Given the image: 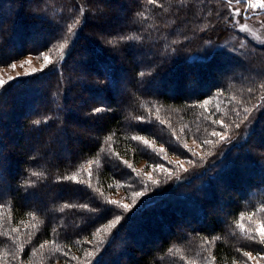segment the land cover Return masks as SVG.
<instances>
[{
	"label": "trees",
	"instance_id": "1",
	"mask_svg": "<svg viewBox=\"0 0 264 264\" xmlns=\"http://www.w3.org/2000/svg\"><path fill=\"white\" fill-rule=\"evenodd\" d=\"M105 1L112 3L0 0V66L65 43L38 75L0 88V189H8L0 195V254L5 253L7 264H32L33 251L49 244L44 257L60 261L69 252L80 254L105 223L116 219L87 264H122L123 257L128 264H200L208 250L214 264H234L246 251L264 254L257 238L237 227L241 216H264V45L245 36L247 48L222 43L235 31L226 0H120L129 8L120 17L112 14L119 0ZM42 28L48 32L43 43L17 39L20 30L28 39ZM81 46L89 48L82 64L96 68L92 65L98 62L99 70L91 72L96 78L78 84L71 67ZM136 54L147 55L144 65L132 61ZM63 69L67 75L61 76ZM120 80L126 88L116 103L112 86ZM83 91L91 100H83L82 108L98 123L93 142L72 136L70 109ZM96 107L106 111L94 114ZM256 111L246 137L244 128ZM173 127L191 139L227 137L189 175L174 176L164 189L149 183L143 188L141 176L126 165L144 159V145L133 137L153 140L183 157L189 150ZM30 133L38 139H27ZM255 140L260 144L254 146ZM148 161L168 164L156 149ZM240 171L247 190L236 189L223 216L208 217L207 208ZM97 187L135 195L134 207L110 203ZM178 214H191L194 222L201 214L203 227L171 230L166 224ZM159 225L170 231L162 234ZM123 235L142 239L143 246L126 244L119 257H109ZM155 239L152 247H144ZM208 241L213 243L206 247Z\"/></svg>",
	"mask_w": 264,
	"mask_h": 264
},
{
	"label": "rangeland",
	"instance_id": "2",
	"mask_svg": "<svg viewBox=\"0 0 264 264\" xmlns=\"http://www.w3.org/2000/svg\"><path fill=\"white\" fill-rule=\"evenodd\" d=\"M105 0H99V4H107L108 2H104ZM122 1H118L114 3L116 5V9L114 13L117 17L126 15L128 6L127 5H122ZM112 2H109L111 4ZM107 4V5H109ZM228 12L234 16V25H235V31L232 32L230 35H228L224 40L223 44L224 45H229L230 47H235V48H247V44L245 41H243L244 36L258 44L259 46L264 45V7H261L260 4L257 3V0H240V3H236V0H232V3H228L227 6ZM111 12V10L109 11ZM105 14V13H104ZM107 15V14H105ZM44 28V27H43ZM38 30L37 32H34L32 30L31 35L27 38L25 36H22L23 31H19L18 33V40H24L27 43H32L33 45H38L40 43L44 42V39L47 38L48 32L47 29L43 30ZM31 32V31H30ZM100 33V32H99ZM241 34V35H240ZM30 39V40H29ZM63 47L65 45L62 44ZM14 46V45H12ZM80 47V45H79ZM78 47V48H79ZM14 48V47H13ZM61 46L57 45L56 47H50L45 49L43 52L39 53H27L26 55H20V58L15 59L14 61H11L7 64H3L0 66V80L4 81L3 85H0L1 87H4L5 85L11 84L18 82L19 80L26 79L30 76H35L38 75L42 70L47 68L51 63L54 62L55 56L57 53L61 50ZM87 49L89 48H84V46H81L79 56H75L74 58L76 59L75 62H72V67L71 70H76L77 75L80 77L75 82L78 84L84 83L85 81L88 80V78H93L97 75H93L91 72L94 70L98 71L99 68V63H95L90 67L89 65H83L82 63L85 62L86 56H87ZM12 53V52H11ZM18 55L21 54L22 52L19 51L17 52ZM47 57V59H46ZM147 55H141V54H136L134 59L132 60L136 64H141L144 65L146 61ZM77 60H80L78 63ZM126 63V61H122ZM12 65H15L13 67ZM93 68V69H92ZM68 69V68H67ZM69 70V71H71ZM61 76L67 75V71L65 69L62 70ZM94 78V79H95ZM47 82V81H46ZM45 82V83H46ZM148 87L154 89L153 85H148ZM126 88V82L120 80L118 84L116 83V86H112V91L115 93L116 97V103H121V92ZM144 87L142 86L141 89ZM102 93V92H101ZM100 93V94H101ZM97 95V94H96ZM82 98L78 100H73L72 102V107L70 109V114L72 113L73 115V122L72 126L73 128V133L72 136L78 137L79 139L85 138L86 136L89 137L90 142H93L95 139L96 130H97V121L91 119V117H88L85 113V111L82 108L83 100L90 101L91 99L88 100V92L83 91V94H81ZM102 97V96H101ZM51 104H54V107H57V101L55 100V97L52 96ZM92 103V102H91ZM16 105H18L16 103ZM4 109L7 107H3ZM68 113V112H67ZM259 114V111L255 112V117L252 119V121H248L245 128L243 135L246 137L251 133L250 131L253 130V127L256 123V115ZM75 122V123H74ZM174 129V127H173ZM176 132V129H174ZM177 134L180 135L184 147L187 148L186 155L183 157H179L176 155H173L167 151V148L165 146H160L153 140L149 139H139L143 143V147L140 150L142 152V156H144L143 161L140 162V164L135 165L132 164L131 162H127L126 165L134 168L136 172L141 176L142 181H141V186L143 188L148 189V183L154 185L157 189L159 188H165L167 185V181H170L171 178L177 175H183L187 176L190 174V172L194 171L195 168H198L200 165V162L203 161V159H207L209 156L208 154L212 151L213 146L219 141H223V138L227 137V134H224L222 136H210L207 139L200 140V139H191V138H186L182 136L178 131L176 132ZM61 135V134H60ZM64 137V135H63ZM212 137V138H211ZM244 138V137H241ZM27 139H38L37 133H30L27 136ZM110 139L108 140V142ZM147 142V143H145ZM254 146H257L259 143V140H255L253 142ZM144 148V149H143ZM155 149L165 157V160L168 162L166 165H153L152 161H148L150 158H153V154L155 153ZM248 153V152H247ZM147 158V159H145ZM125 163V162H124ZM99 167V165H98ZM253 165H251V168ZM131 168V169H132ZM89 172V170L87 169ZM239 174H236L238 178L236 177L234 180L231 181V185L228 188H222L224 190L220 191L218 193L219 200L213 202L212 206L207 208L208 212V217H220L223 216L227 211L230 210L229 204H227L226 200L228 198H234L237 197V191L236 189L246 191L247 188L243 183L244 174L238 172ZM89 174V173H88ZM89 177L91 181L94 179L92 175L89 174ZM95 181V180H93ZM96 182V181H95ZM91 184L95 183L91 182ZM97 193L100 195H103L104 198L112 203L113 201L115 204L121 206L125 210H131L134 207L133 199L136 197L135 195H127V193H124L121 190H113L111 187L108 188L107 191H102L100 188H96ZM8 189L1 188L0 189V195H3L7 193ZM164 191V190H163ZM141 195V194H137ZM201 195H204L202 192ZM217 196V197H218ZM30 197V201H32V197ZM78 198L77 193H73V198ZM113 204V203H112ZM175 215V217L167 215L168 217H173L174 223L166 224L170 227V229L175 230V232L179 231L182 228H189V225H197L198 227H203V218L200 215H197V218H199L201 221V225L199 224V221L194 222L191 214H187L184 218L181 216ZM119 219L116 220H110L109 222L105 223L102 228L100 229V234L97 235L96 239L93 240L92 243H87L86 246L82 247V251L80 254H72L68 253L65 257V259H61L60 261H47V259L44 257L45 252L47 251L48 245L40 246L39 248H36L33 253L34 257L32 264H87L91 258L92 249L98 251L101 248L102 242H104V238L108 237L109 234L112 232V229L114 226L117 224ZM239 225L237 227L241 228L242 231L249 233V235L254 236L257 238V241L264 247V242H261L262 239H264V216H261L260 214H249L247 217H242L240 218ZM165 225H159V231L163 234L165 232L170 231L169 227ZM167 229V230H165ZM169 229V230H168ZM157 230V229H156ZM168 234H164L165 237H167ZM135 241H132L127 235H123L120 241H116L113 249L111 252L108 254L109 257H119L120 253L122 252V248L126 244H130V246L133 247L136 243L139 244L140 246H143L142 239L137 238L135 244L133 243ZM156 242L152 240L150 243H145L144 247L148 245V247H152ZM213 242L208 241L205 243V246L208 247L210 244ZM79 245L81 243H78ZM158 244V243H157ZM157 246V245H156ZM50 247V246H49ZM45 248V249H44ZM46 250V251H45ZM208 250V249H207ZM129 252L128 250H124V252ZM50 254H52V250L48 251ZM251 253V258L244 256L243 259L239 260L237 259V262L234 264H264V254L262 253H254L252 251H246ZM245 252V253H246ZM205 253V249H204ZM5 253L0 254V264H7L6 261V256L3 255ZM49 254V255H50ZM142 255H145L144 253ZM207 256L202 255L201 258L199 259L200 264H214V258L209 253V250L206 252ZM140 259V255L135 254V261H138ZM122 264H128L127 258L123 257ZM193 262V261H192ZM120 261H118L115 264H119ZM194 263V262H193ZM22 264H25V262L22 261ZM26 264H31L26 263Z\"/></svg>",
	"mask_w": 264,
	"mask_h": 264
},
{
	"label": "snow or ice",
	"instance_id": "3",
	"mask_svg": "<svg viewBox=\"0 0 264 264\" xmlns=\"http://www.w3.org/2000/svg\"><path fill=\"white\" fill-rule=\"evenodd\" d=\"M181 2H183V0H181ZM226 2L230 4V3H232V0H226ZM245 2H246V0H245ZM236 3H240V0H236ZM257 3L260 4L261 7H264V0H257ZM77 23H79V21H77ZM127 39H131V37H128ZM109 43L110 44H114L115 42L114 41H109ZM61 48H63V45H61ZM46 59H47V57H46ZM12 66L15 67V65H12ZM143 75H144V73L141 72L140 76H143ZM3 83H4V81L0 80V85H3ZM205 103H207V101H205ZM103 111H106V109L104 107H96L95 109H93V113L94 114L95 113H101ZM33 123L36 124V125H39L41 123V121L40 120H35V121H33ZM213 135H219V134L218 133H213ZM133 139H143V138L142 137H133ZM145 143H147V142H145ZM37 175H39V173H36V172L32 173V176H37ZM112 203L115 204L114 201ZM66 207H67V205H66ZM82 207H87V205H82ZM261 242H264V239H262ZM244 255L249 257V258H251V253H249V252L244 253Z\"/></svg>",
	"mask_w": 264,
	"mask_h": 264
}]
</instances>
